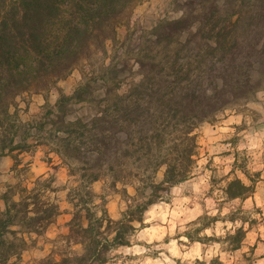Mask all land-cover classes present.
<instances>
[{"label": "trees", "instance_id": "1", "mask_svg": "<svg viewBox=\"0 0 264 264\" xmlns=\"http://www.w3.org/2000/svg\"><path fill=\"white\" fill-rule=\"evenodd\" d=\"M139 1L0 0V158L12 156L19 165L23 153L43 145L38 137L46 132L50 153L60 157L74 182L67 193L72 210L65 245L36 264L112 263L113 253L130 247L146 227L149 210L168 202L173 189L193 177L199 127L264 91V0H224L222 5L210 0L202 14L160 25L151 36L160 50L153 53L152 47L134 60L138 81L133 79L123 94L105 96L93 116L68 118L73 99L86 102L94 94L88 83L59 98L57 110L48 111L33 134L35 143L29 142L28 131L20 135L19 100L50 92L80 64L105 54ZM240 170L248 182L239 177L229 181L224 190L229 201L255 194L256 181ZM103 179L114 190L122 184L129 198L119 219L110 216L104 196L93 189ZM47 182L38 179L48 188ZM127 185L134 187V196L128 195ZM60 215L59 204L44 199L42 190L10 185L0 194V264L21 261L33 236L45 234ZM217 221L200 216L185 237L212 241L198 234ZM246 233L240 227L224 240L235 251ZM209 264L222 262L214 258Z\"/></svg>", "mask_w": 264, "mask_h": 264}, {"label": "rangeland", "instance_id": "2", "mask_svg": "<svg viewBox=\"0 0 264 264\" xmlns=\"http://www.w3.org/2000/svg\"><path fill=\"white\" fill-rule=\"evenodd\" d=\"M224 2L221 0V5ZM209 3L210 0H140L120 26L116 42L108 43L105 54L80 64L50 92L19 100L16 113L19 134L28 131L32 136L29 142L35 143L33 134L48 111L57 110L59 98L74 95L88 83L93 84L94 94L86 102L77 103L73 99L68 118L93 116L105 96L123 94L133 79L138 81L140 75L134 60L152 47L153 53L160 50V46H153L155 40L151 38L160 25L186 14L196 17ZM197 25L193 24V30ZM197 134L200 149L192 178L197 177L200 182L180 192L174 188L168 202L154 205L146 214V227L135 234L130 247L113 253L115 258L110 264H198L197 260L209 264L214 258L222 264H264V91L256 100L236 104L214 121L202 124ZM45 135L38 137L43 145L20 156L19 165L12 156L0 158V194L10 185L20 183L26 185L28 192L34 188L42 190L43 198L59 204L61 211L45 234L33 236L34 241L17 264H36L51 253H58L65 245L62 237L68 234L66 222L71 217L72 205L67 201V193L74 182H69L68 167L60 157L50 153L51 140L48 133ZM244 168L256 181L255 194L245 201H229L224 193L228 182L236 177L248 182L240 170ZM162 175L160 172L158 179ZM40 178L48 181L50 187L38 184ZM122 187L119 184L118 190H114L108 179L93 185L94 191L104 196L113 219L121 218L128 206L129 198ZM126 187L128 195L136 194L133 186ZM204 215L217 217L218 221L198 235L213 240L204 244L190 242L185 233L194 231L197 219ZM240 227L247 231L246 239L240 249L232 251L224 238ZM73 249L80 251L79 247Z\"/></svg>", "mask_w": 264, "mask_h": 264}, {"label": "crops", "instance_id": "3", "mask_svg": "<svg viewBox=\"0 0 264 264\" xmlns=\"http://www.w3.org/2000/svg\"><path fill=\"white\" fill-rule=\"evenodd\" d=\"M199 182H200V180H197V177H194V178H191L190 180L184 182L183 184H181V185L175 187V189H176V190H179V192H180V191L183 190L184 188H188V187H190V186H192V185H196V184L199 183ZM174 192H177V191H174ZM121 248H122V247H121Z\"/></svg>", "mask_w": 264, "mask_h": 264}]
</instances>
